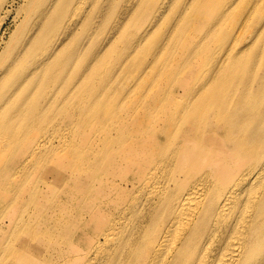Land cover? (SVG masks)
Returning <instances> with one entry per match:
<instances>
[{
    "label": "bare ground",
    "instance_id": "6f19581e",
    "mask_svg": "<svg viewBox=\"0 0 264 264\" xmlns=\"http://www.w3.org/2000/svg\"><path fill=\"white\" fill-rule=\"evenodd\" d=\"M197 1L179 36L195 33L188 25L211 2L219 12L229 1L204 33L218 40L214 62L201 57L211 44L185 56V41L146 60L148 31L112 63L116 31L143 0L32 1L27 35L41 52L15 83L20 91L1 93L0 84V198L9 195L0 206L15 234L1 228L0 264H264V0L229 33L239 0ZM86 8L82 32L63 25ZM103 17L123 22L95 26ZM33 52L19 46L15 60ZM116 65L122 74L111 77ZM53 120L77 126L71 141L34 138L37 121L49 133ZM31 139L25 157L10 160ZM43 163L49 177L29 183ZM7 171L17 178L9 186Z\"/></svg>",
    "mask_w": 264,
    "mask_h": 264
},
{
    "label": "rangeland",
    "instance_id": "374dc122",
    "mask_svg": "<svg viewBox=\"0 0 264 264\" xmlns=\"http://www.w3.org/2000/svg\"><path fill=\"white\" fill-rule=\"evenodd\" d=\"M32 1L38 2L39 0H0V84L2 86L1 93L8 91V90H14L16 88L15 83L19 80L21 77V73L26 70L27 68L33 66L32 63L35 61V59L38 57L39 53L41 52L40 50L36 49L35 46L31 43L27 31L29 27L31 26V20L27 18V14L29 12L30 6L35 5V3L32 4ZM147 0H143L142 7L138 10L137 14L132 15L128 23H124L123 28L121 30H117L116 32H120L119 38L121 40H118L116 44L113 45L112 48V54L110 58L112 59V63H116L118 60V55L122 53L123 51L129 49V47L136 42V39L141 37L143 34H147L148 31H151L152 35H147L143 40H142V45L141 47H148L147 51L142 52V55L146 60H151L155 54V52L161 49H166L169 47L170 44L177 42L178 43V48L174 47V52L178 50L179 52V47L182 44H179L180 42H184L186 48V52L184 53L185 56H188V52L192 46H195L197 44L201 43H208L212 45L210 52L207 54H202L201 57L204 59H208L211 62H214L220 53V50L216 47L218 44V40L216 39H211L209 40L208 38H205L204 33L205 30L207 29L208 25L212 24L216 18H219L223 9L227 7L229 4V1L226 2V6L224 5L223 8L218 12L216 6L214 5V2H211L210 5L207 6L206 11L207 14L203 18V20H197L196 18L193 19V21L188 25L189 28H194L196 29L195 33H192L189 35V32L183 31L182 34L177 32V28L180 26V22L182 20V24L186 19L187 12L190 10V8L194 7L197 3L198 5L200 4L199 1L197 0H163L165 4L161 3V0H151L154 4V9L152 8H147L145 9V2ZM160 2V3H159ZM158 3V4H157ZM184 3V4H183ZM261 4L262 0H239L238 3L235 2L233 5H236L235 8L233 9V14L228 16V24L226 25V29L228 33L233 30V27L238 23L239 15H243L245 12L250 11L252 8H256V13L260 14L258 12L259 9H261ZM238 5V8H237ZM115 9V8H114ZM152 10V13H151ZM86 10L79 16L75 17V21L72 23L70 22L69 19L64 20V26H68L69 29H75L77 28V33H80L83 31L81 28V23H82V16L85 14ZM161 13H164L161 16ZM160 16V18H159ZM169 17L170 19H167ZM76 22V23H75ZM80 22V23H78ZM120 22H123L120 20L117 21H112L109 20L105 17L103 18H97L94 22L95 26H97L99 23L108 25L109 28H113L115 30L116 26ZM206 26V27H205ZM181 27V26H180ZM95 28V27H94ZM170 32H177L178 37H170L169 35H166L167 33ZM220 32L218 31L213 38H217ZM54 35V32L51 34V36ZM46 37H49L45 35ZM79 37L76 38L77 42L79 41ZM27 39V41H25ZM203 39V40H201ZM22 47L23 51L26 50H32L35 51L31 55L27 56L25 59L22 61H16L15 58L17 56V49L18 47ZM126 46V47H125ZM140 47V48H141ZM40 49V48H39ZM143 51V49H142ZM150 52V53H149ZM177 52V53H178ZM124 53V52H123ZM175 54V53H174ZM139 51L138 55L134 57H140ZM139 57L136 59L138 60ZM142 70H144L146 67V62H142ZM17 66V69H14L13 66ZM116 71L112 73V76H115V73L118 71L120 72V67L116 65ZM10 70V72H8ZM141 70V71H142ZM106 72V71H105ZM108 73V72H106ZM121 73V72H120ZM122 74V73H121ZM131 73H127L123 75L126 79H124L122 83L123 87L129 82L128 77ZM110 77V76H109ZM131 80V79H130ZM98 81L100 83H103L104 81L98 78ZM115 83L116 77L114 79ZM119 81V80H118ZM120 82V81H119ZM55 90V87H51L47 90V93L53 94ZM15 91H20V89H15ZM34 92V86L33 84L30 85V89L27 88L26 93L29 96L30 99H32ZM86 94L88 95V91L86 90ZM4 98L0 95V106L2 105V100ZM43 102L49 103L46 97H43ZM80 102V99L76 96L74 98V103ZM55 110H58V105H53ZM14 116L15 113H12ZM56 115V114H55ZM40 121V120H39ZM38 122V125L35 126L34 132L35 136L34 138L36 139L37 135L39 136H54L53 137V142L52 143H45L47 145L51 144L54 146L60 144L59 139L63 136L71 138L68 139L71 141L73 138L74 134L77 133V126H70L68 128L65 127V125L62 123V126L60 127L59 125L61 124L58 121L50 122V125H46V122L43 124L48 126V128L51 129L49 133H46L45 130L42 128H39L40 123ZM67 124H71V122L65 121ZM45 126V129H46ZM54 126H58V129L54 128ZM65 139V138H63ZM32 140H29L23 148H20L17 152L16 156H10V160L15 158L14 161L21 160L25 157V150L26 148H29L32 145ZM66 140V139H65ZM68 142V141H66ZM64 144V143H63ZM55 148H58L62 150L61 146L59 147H51L50 149L55 150ZM49 149V150H50ZM57 149V150H58ZM43 151H47V149H42ZM55 154V153H54ZM49 160H55L54 159H49ZM30 170H25L24 172L27 174L29 173ZM33 176L30 177V180L28 182H36L37 180H40L45 177H49L50 175V169L46 170L44 169V163L41 164L38 169L32 171ZM17 180L16 176L14 173L7 171V183L8 186L12 185L15 183ZM40 183V182H36ZM48 190V189H47ZM66 187H58L57 192L63 193L67 192L65 191ZM130 197V192L129 195ZM125 198H127V193L125 195ZM9 199V195H3L0 198V204H3L4 201ZM4 209V211H2ZM8 215H10V211L6 209V207H1L0 206V230L3 228V233H11L13 237V241H15L14 236L15 234L12 233V231L6 227L8 223ZM59 216L58 212L55 210L53 211V216L52 219H56ZM62 217L63 215L60 214ZM109 216L107 214L104 218ZM64 219L65 216H64ZM5 221L4 224L2 222Z\"/></svg>",
    "mask_w": 264,
    "mask_h": 264
}]
</instances>
